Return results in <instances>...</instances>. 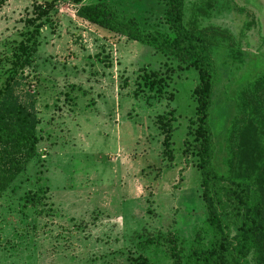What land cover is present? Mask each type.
<instances>
[{"label":"rangeland","instance_id":"rangeland-1","mask_svg":"<svg viewBox=\"0 0 264 264\" xmlns=\"http://www.w3.org/2000/svg\"><path fill=\"white\" fill-rule=\"evenodd\" d=\"M97 2L143 32L169 33L158 0H0V83L17 72V94L34 104L40 137L35 157L0 197V264H174L171 239L185 264L191 242L212 237L197 170V73L76 17L80 5ZM45 4L48 19L35 21V6ZM183 20L211 43L207 128L212 167L226 176L248 123L231 97L264 72V0H183ZM30 36L34 61L20 70L17 49ZM151 72L164 80L159 98L143 86ZM256 97L251 139L264 148V92ZM222 214L233 237L227 206Z\"/></svg>","mask_w":264,"mask_h":264},{"label":"trees","instance_id":"trees-1","mask_svg":"<svg viewBox=\"0 0 264 264\" xmlns=\"http://www.w3.org/2000/svg\"><path fill=\"white\" fill-rule=\"evenodd\" d=\"M158 1L165 6L163 19L169 33L159 30L143 32L136 20L120 15L104 2L80 5L76 10V17L124 36L132 42L151 47L197 73L198 83L192 91L197 125V170L200 174L201 199L207 214L206 225L212 237L207 244L199 236L194 239L185 256V264H246V258L251 253L256 255L255 264H264V148L251 139V135L256 134V129L249 125L258 121L256 116L261 108L256 96L259 92H264V72L258 73L231 97L239 108L248 113V123L239 133L232 170L222 176L212 167V144L207 128L210 95L216 79L215 66L209 52L211 43L200 30H191L185 25L183 0ZM74 2L80 3V0ZM194 4L198 6L201 2ZM34 9L35 21L48 19L50 8L47 4L35 6ZM196 11H202V8L198 6ZM30 21L33 20L26 22ZM40 26L41 24L34 26V31ZM31 37L18 46L15 64L20 70L29 67L34 61L36 41L32 40L29 45ZM17 75L13 70L0 83V197L35 157L40 141L39 120L34 104L21 99L17 94ZM143 86L159 98L165 84L162 78L157 77L156 72H151L148 76H143ZM169 120L173 121V118ZM167 124L162 130L164 155L171 144V126L169 122ZM31 204L37 206L38 203L32 201ZM225 206L229 208L234 220L233 237L229 235L224 223L222 210ZM165 241L170 245L169 252L174 264H182L179 255L182 250L178 249L177 240ZM149 242L159 243L156 240ZM142 264H148L147 260L143 259Z\"/></svg>","mask_w":264,"mask_h":264},{"label":"crops","instance_id":"crops-1","mask_svg":"<svg viewBox=\"0 0 264 264\" xmlns=\"http://www.w3.org/2000/svg\"><path fill=\"white\" fill-rule=\"evenodd\" d=\"M200 2V1H199ZM199 2H196V3H199ZM194 4V3H193Z\"/></svg>","mask_w":264,"mask_h":264}]
</instances>
